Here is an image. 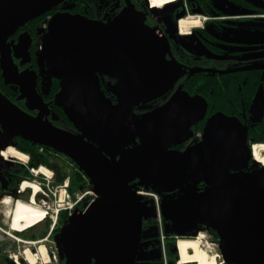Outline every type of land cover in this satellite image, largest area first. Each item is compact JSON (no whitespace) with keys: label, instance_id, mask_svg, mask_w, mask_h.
Returning <instances> with one entry per match:
<instances>
[{"label":"water","instance_id":"1","mask_svg":"<svg viewBox=\"0 0 264 264\" xmlns=\"http://www.w3.org/2000/svg\"><path fill=\"white\" fill-rule=\"evenodd\" d=\"M63 1L0 0L2 77L19 88L29 110L0 91V150L15 145L16 137L49 147L71 159L94 186L98 197L61 230L65 264H135L144 221L155 217V208L145 206L135 191H157L162 183L178 190L176 198L161 203L176 233L207 225L220 236L229 264H264V166L251 163L244 124L217 112L206 121L200 141L177 151L169 147L183 142L206 115L202 96L177 90L163 105L141 117L135 113L137 105L167 91L182 70L166 60V38L145 25L131 0L108 23L70 13L50 18L39 61L60 89L49 103L37 90L36 71L18 72L14 58L23 57L21 65L31 59L29 35L21 34L15 45L9 38ZM98 72L117 79L116 103L101 88ZM52 103L79 131L50 120ZM134 140L138 143L117 161L104 152L110 149L111 155ZM9 164L2 161L0 168ZM56 177L62 182L61 172Z\"/></svg>","mask_w":264,"mask_h":264},{"label":"flooded vegetation","instance_id":"2","mask_svg":"<svg viewBox=\"0 0 264 264\" xmlns=\"http://www.w3.org/2000/svg\"><path fill=\"white\" fill-rule=\"evenodd\" d=\"M261 1L264 6V0ZM131 2L144 17L145 25L149 28H157L155 30L166 38L169 44L165 56L166 60L175 61L182 70L180 77L167 91L157 97L146 99L134 108L137 116L141 117L144 113L163 105L177 90H185L191 95H200L206 100L207 112L204 119L199 121L204 123V127L206 121L213 114L223 112L226 115L237 117L244 124L247 128L249 145L264 143L263 140L255 141V139L264 138V41L261 39L251 41L241 36L237 37L234 31L235 28L241 29L243 26H239V24H242L241 22L247 18L254 17L264 20L261 17L264 16V7L260 5V2L257 4L258 1L254 3L251 0H177L169 3L171 5L165 9V14L168 16L163 18V21H159L154 16V10L147 9L144 0H131ZM126 5V0H99L95 3L92 0H65L57 5L56 8L58 9L54 10L46 19H43V14L29 21L9 38V43L15 45L21 34L29 35L28 51L31 59L21 65L23 57L14 58L18 72L21 73L27 69L36 71L38 74L37 90L43 96L44 101L49 103L54 97L49 98L47 96L52 79L48 75L44 63L36 60V57L41 54L39 47L42 45L43 35L47 32L48 18L54 13H70L81 14L90 19L108 23ZM186 19L199 20V24L183 28L182 22ZM184 29H189V31L186 32ZM15 51L12 47L13 54ZM0 75L2 76L1 69ZM28 76L30 79L32 78L31 74ZM98 76L101 88L113 103H116V95L112 90L116 87L117 79L100 72H98ZM5 85L14 88V91H9V94L15 99V103L29 111L26 106V99L20 98L19 88L16 85ZM190 89H197L199 92L192 93ZM52 106L53 103L49 105L51 108L49 118L52 114ZM31 113L37 114V111H31ZM197 123L192 125L183 142L172 144L169 149L185 151L189 146L200 141L198 134H194ZM72 130L79 131L76 127H72ZM90 141L95 142L94 139H90ZM136 143L138 140H134L124 147H115L111 155L110 149L106 148L104 152L113 161H117L123 150ZM52 167L57 172L61 171L56 162H52ZM24 171L26 168L23 165L14 162L0 169V192L8 194L11 198L10 204L0 205V264H27L24 248L32 247V252L38 250L41 252L40 244L44 241L50 242L44 246L45 256L48 258L46 262L65 264L66 258L63 250L58 252V247L54 248L50 238L56 240L54 243H58L61 230L67 224L69 214L64 212L66 216L63 217L64 219L62 218L61 224L58 222L52 224L51 220L47 219L38 226L20 232L12 228L15 202L17 200L25 203L32 201V194L29 190V192L23 193L19 191L20 182L17 180L23 176ZM134 183L136 184V182ZM198 185L203 187L202 183H198ZM177 191V189L172 191L175 194L171 198L178 196ZM33 201L41 207H43V201H47L50 209L57 203V199L54 200L49 195H36ZM81 201L78 199L73 202L75 205L73 209L77 211L76 214L73 211L75 216L91 203L87 199ZM162 201L160 194L161 214ZM151 223L155 222H145L143 229ZM44 232L45 234H43ZM202 232L205 233V237L215 243L217 248L214 249L219 253L215 254L219 256L218 264H229L225 261L220 249V236L207 225H198L192 232L184 235H179L174 229H171L165 233L162 241L159 232L158 236H153L154 244L148 246L144 245L146 238L142 232L140 249L135 264H178L180 260L177 251L178 241L180 239H194L197 235L200 238ZM55 250L58 253L57 257ZM150 251L152 252L150 253ZM50 258L51 260H49Z\"/></svg>","mask_w":264,"mask_h":264},{"label":"rangeland","instance_id":"3","mask_svg":"<svg viewBox=\"0 0 264 264\" xmlns=\"http://www.w3.org/2000/svg\"><path fill=\"white\" fill-rule=\"evenodd\" d=\"M146 1H147V7H148L147 9L148 10L149 9L150 10H154V16L159 21H161V20L163 21V18H165L166 16H168V15L165 14V12H166L165 11V8H163V9L152 8V7H150L149 0H146ZM251 1L254 2V3H256V1H258L257 4H259V2L261 0H251ZM260 5H262V7H264L262 1L260 2ZM261 17L264 18V16H261ZM241 23L242 24H239V26L242 25L243 27L241 29L235 28V30H234L235 31V35L237 37L238 36H241V37H243L245 39H248V40H251V41L259 40V39H261V40L264 41V20H262L260 18L250 17V18H247V20H245V21H243ZM188 31H189V29L186 32H188ZM259 144H264V143H259ZM12 148H13V146H10L9 147V150L12 149ZM1 150L2 151H8V149H5V148H3ZM37 153L38 154L40 153V154H43V155H47L48 158H49V163L51 165H52V162H56L57 164H59L61 170H64V171H66L68 173V176L65 178L68 183H67V186H65V182L64 181L63 182H57L56 172L52 168H49L48 166H46L44 164H39L38 166L48 168V170L51 171L50 176H53L50 179V182H47V181H44L43 179H40L39 177L41 176V174L39 176H37L36 179H38L39 181H42V184L41 185H39L38 182L33 181V179L31 180V183H37L40 186V190H41V192L43 194L46 193L49 196L53 197V199L55 200V199H59L61 197V195L66 190V194H69L70 197H71V199H72V200H70L71 203H73L75 200H78V199H80L82 201H85L86 199L88 201L94 200V198L96 196V192L94 191L95 188L89 182V180L87 178H86L87 182L86 181H83V182H80L79 183L80 184L79 185V188L76 190V192L74 193V195L69 193L68 187L70 185V175L73 173V171L74 172L76 171V168H75L74 164L69 161V159L67 157H65L64 155H61V154L53 153V152H46L45 150L43 151L42 149H38V152ZM4 158H7L8 159L9 157H4ZM24 158H23V160L27 159V158H25V159ZM0 159H3V156L2 157L0 156ZM254 162H256V161H254ZM47 176L50 177L49 175H47ZM34 178H35V176H34ZM156 188H157V191L161 194L162 200L166 201V200L170 199L172 196H174L175 193H173L172 191H174V189L176 188V186H174V184H172V183H168L166 185H164L162 183V184L158 185ZM31 189H29V191H30L31 194H33L32 193L33 192L32 191L33 189L32 190ZM68 200L69 199H67V200H61V203L63 202V204L65 206H68V204H67V201ZM5 203L6 202H2V203H0V205L6 206L7 204H5ZM9 204H10V201H9ZM57 204L58 203H56L55 205H53L52 206V209H55ZM43 208L45 210L49 211V212H51V210H52L48 206V202L47 201H43ZM47 219L52 220V218L50 216H48ZM52 221H51V223H52ZM162 229L165 232H167V231H169V230L172 229L171 223H170V221L168 219V216H166V215L163 216ZM143 230H144L143 231V235L146 238V240L144 241V245L148 246V245L154 244L155 240L153 239V236H155V235L158 236V234L160 232V225H159V223L158 222L151 223V224H149L147 226V228H145ZM204 234L205 233L202 232V234L200 236V239H201L202 244H204L209 251L211 250V253H209L210 255L217 254L218 252L214 249V248H217L216 245H215V243L211 239H209L208 237H205ZM197 238H198V235L194 239H197ZM190 239H193V238H190ZM50 240L52 241L51 243L53 244L54 248L55 247H58V252H61V248L58 246V243H54V241H56V240H53L52 238H50ZM48 244H50V242H48V241H44V242H42L40 244L41 245V250H42L41 252L39 250L37 252L36 251H33L32 252L31 251L32 250V247H25L24 248V250L26 251V254L25 255L27 256V254H28L27 252H31L33 254V256L35 255V258H36L34 263H31V262H29L27 260L26 261L27 264H51V262H46L48 260V258L45 256V251L46 250H45L44 246L45 245L47 246ZM177 251H178V249H177ZM151 252L152 251H150V253ZM15 255H17V253H15ZM56 255L58 256L57 250H55V256ZM14 257H16V256H14ZM49 260H51V258ZM53 262H55V260H53Z\"/></svg>","mask_w":264,"mask_h":264},{"label":"bare ground","instance_id":"4","mask_svg":"<svg viewBox=\"0 0 264 264\" xmlns=\"http://www.w3.org/2000/svg\"><path fill=\"white\" fill-rule=\"evenodd\" d=\"M150 5L153 8H159L163 9L167 4L175 2L177 0H149ZM199 20H193V19H186L182 22V27H190L194 25H198ZM187 31V29H184ZM16 147L15 145L13 146ZM253 157L256 162L261 163L264 166V144H255L253 146ZM16 150L10 149L9 151H2L1 155L3 157H11L15 156ZM24 158V157H23ZM23 158H20L22 161H26L27 159L23 160ZM41 171L44 172V174L49 175L51 174L50 170L44 169V167H41ZM33 188V195L41 194L40 186L37 183H29L25 182L22 185V190L26 188ZM32 190V189H31ZM1 193V192H0ZM4 198L0 197V202L3 201ZM9 201L11 202V199H7V202L5 204H9ZM47 218V210L42 208L41 206H37L35 202L32 201L29 203L22 202L20 200H17L15 203L14 211H13V217H12V228L16 231H23L28 228L34 227L38 224H41L45 219ZM203 238V237H202ZM178 252L180 255L179 264H189V263H196V264H218V258L217 255H210V251L207 250V248L202 244L201 239H180L178 241ZM27 260L31 263L35 262V256H33L30 252H27Z\"/></svg>","mask_w":264,"mask_h":264},{"label":"trees","instance_id":"5","mask_svg":"<svg viewBox=\"0 0 264 264\" xmlns=\"http://www.w3.org/2000/svg\"><path fill=\"white\" fill-rule=\"evenodd\" d=\"M92 1L95 3V2H98L99 0H92ZM144 1H145L144 3L147 4V1L146 0H144ZM56 9H58V8L55 7L52 11L50 10L47 13H45L43 19H46ZM41 56H42L41 54L38 55V57H36V60H40V58H42ZM51 79H52V84H51L50 88L48 89V94H47V96L49 98H52L60 89L59 80L54 79V78H51ZM0 91L7 98H9L13 102H15V99H13L11 97V95L9 94V91H14V88H11V87L5 85L3 83V79H2L1 75H0ZM112 92H113V90H112ZM190 92H192V93L199 92V90L190 89ZM50 120L55 122L56 125L63 127V128H68V129L72 130V127H76L72 122H70V120L68 119V117L66 116L64 111L60 107L56 106L55 104H53V106H52V114H51ZM203 129H204V123L198 122L194 128V134L196 135L198 133H201L203 131ZM14 140H15V142H14L15 146H17L21 151L30 154V162H29L30 166L37 167L39 164H44V165L48 166L49 168H53L52 165L49 163V158L47 155L37 153L38 149H42L43 151L45 150L46 152L56 153L53 149L46 147V146L34 144L30 141L23 140L19 137H16ZM261 140L264 141V138L255 139V141H261ZM69 161L73 163L72 160L69 159ZM73 164L76 168V171L75 172L73 171V173L70 175V185L68 187V190H69L70 194L74 195L76 190L79 188V185H80L79 183L83 182V181L87 182V180H86L85 174L78 168V166L75 163H73ZM62 172L64 174V178H63V180H64L68 176V173L64 170H62ZM23 179H33V176L31 175V173L27 169H26V171H24L23 176L19 177L17 181L21 182ZM202 186H203V184H202ZM146 189H152V188H146ZM65 216H66V214L64 212L60 213V215L58 217V224L62 223V221L64 219L63 217H65ZM43 234H45V232Z\"/></svg>","mask_w":264,"mask_h":264},{"label":"built area","instance_id":"6","mask_svg":"<svg viewBox=\"0 0 264 264\" xmlns=\"http://www.w3.org/2000/svg\"><path fill=\"white\" fill-rule=\"evenodd\" d=\"M16 153L17 154L15 156H11L10 157V160H14L16 162H20L22 164L27 165L28 160H29V156L28 155H25V154H22L20 152H16ZM23 157H26L28 160L22 161L20 158H23ZM30 171L35 176H38L39 172L41 171V167H39V168L31 167L30 168ZM42 173H44V172L42 171ZM50 179H51V177H48V176L44 177V181L50 182ZM36 182H38L39 185L42 184V181H39V180L37 181L36 180ZM24 183H25V181L20 185V190H22V185ZM67 183L68 182L65 183V186H67ZM135 194L138 195V196H140V197H142V203L145 206H152V207L155 208V220L159 222L160 229H161V240H163L165 235H164V232L162 231V219H161V214H160V209H159V196L156 193H154V192L145 191V190H136L135 191ZM0 197L4 198V200H3L4 202H7V199H10L9 196L3 195L1 193H0ZM61 197L59 199H57L58 204L56 205V208L51 210V218L53 219V222L54 223H56L57 218H58V214H59V212L61 210H68L70 217H72V212H73V206H74V204H69V206H64L63 205V202L61 203V200L70 199V195L69 194H66V190H65V192L61 195ZM47 213H49V211H47Z\"/></svg>","mask_w":264,"mask_h":264}]
</instances>
